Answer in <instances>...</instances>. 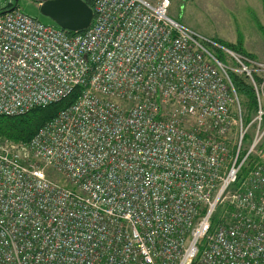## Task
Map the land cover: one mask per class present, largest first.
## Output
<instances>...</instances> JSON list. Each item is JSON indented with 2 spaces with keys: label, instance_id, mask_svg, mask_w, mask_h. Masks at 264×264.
Listing matches in <instances>:
<instances>
[{
  "label": "built area",
  "instance_id": "1",
  "mask_svg": "<svg viewBox=\"0 0 264 264\" xmlns=\"http://www.w3.org/2000/svg\"><path fill=\"white\" fill-rule=\"evenodd\" d=\"M170 8L95 0L76 34L0 13V117L78 93L30 142L0 136V264H264V61Z\"/></svg>",
  "mask_w": 264,
  "mask_h": 264
},
{
  "label": "rangeland",
  "instance_id": "2",
  "mask_svg": "<svg viewBox=\"0 0 264 264\" xmlns=\"http://www.w3.org/2000/svg\"><path fill=\"white\" fill-rule=\"evenodd\" d=\"M36 1L21 0L19 5H16L8 0H0V8L16 6L43 23L54 25L52 20L40 14L41 2ZM147 1L156 3L160 0ZM170 2L171 18L203 36L231 44H241L248 54L259 61H264V0H170ZM241 103L244 115L247 113L248 116L245 99L241 98ZM223 211L224 207H221L217 215L220 216Z\"/></svg>",
  "mask_w": 264,
  "mask_h": 264
},
{
  "label": "trees",
  "instance_id": "3",
  "mask_svg": "<svg viewBox=\"0 0 264 264\" xmlns=\"http://www.w3.org/2000/svg\"><path fill=\"white\" fill-rule=\"evenodd\" d=\"M91 8L94 10L95 0H84ZM12 6L1 7L0 13L5 11ZM56 25V24H54ZM221 45L235 50L237 52L243 53L245 55H249L254 58L251 54H248L243 48L242 45L231 44L229 42H225L220 39H215ZM217 56L221 61H225V56L222 51H217ZM230 78L233 82V85L238 93V95L245 99V109L247 112L248 108V116L246 113V122H250L252 116L257 110V101L255 97L254 90L250 84L246 82V80L234 73H231ZM78 93L71 95L65 100H62L58 103L50 105L45 108H38L30 111L29 113L17 116V117H0V136L11 140L13 142H30L39 130L44 127L47 123L52 121L58 114L70 107L76 100ZM253 113V114H252Z\"/></svg>",
  "mask_w": 264,
  "mask_h": 264
},
{
  "label": "water",
  "instance_id": "4",
  "mask_svg": "<svg viewBox=\"0 0 264 264\" xmlns=\"http://www.w3.org/2000/svg\"><path fill=\"white\" fill-rule=\"evenodd\" d=\"M19 1L15 0V3ZM40 2V14L68 33L84 32L94 21V10L84 0H40ZM16 8L14 6L8 11H2V14Z\"/></svg>",
  "mask_w": 264,
  "mask_h": 264
},
{
  "label": "flooded vegetation",
  "instance_id": "5",
  "mask_svg": "<svg viewBox=\"0 0 264 264\" xmlns=\"http://www.w3.org/2000/svg\"><path fill=\"white\" fill-rule=\"evenodd\" d=\"M21 1V0H20ZM20 1L18 3H15V0H8V2H12L13 4L19 5ZM36 1V0H33ZM38 2V1H36ZM39 3V2H38ZM11 8L7 9L6 11L10 10Z\"/></svg>",
  "mask_w": 264,
  "mask_h": 264
}]
</instances>
